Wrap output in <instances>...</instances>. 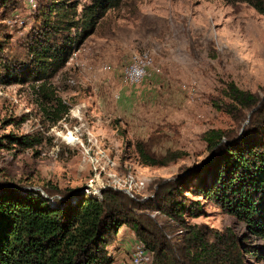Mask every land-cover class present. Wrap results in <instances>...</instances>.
<instances>
[{
    "label": "rangeland",
    "instance_id": "1",
    "mask_svg": "<svg viewBox=\"0 0 264 264\" xmlns=\"http://www.w3.org/2000/svg\"><path fill=\"white\" fill-rule=\"evenodd\" d=\"M51 1L58 0H0V60L12 73L31 65V37L45 34L44 13ZM64 1L74 3L68 19L78 21L96 0ZM58 17L53 15V23ZM81 31L74 27L70 33ZM77 40L68 62L45 80L17 82L8 79L12 73L0 75L3 186L73 189L102 197V187L109 185L137 193L142 203L154 195L155 182L180 179L202 164L209 155L205 131L235 127L214 104L221 103L229 83L264 88V14L248 3L124 0ZM144 53L151 61L146 77L138 84L126 82L124 70ZM9 135L42 141L26 148L10 143ZM138 140L157 157L173 153L178 158L164 166L147 165L136 150ZM187 195L203 204V213L186 216L187 221L218 230L232 227L246 244L263 243L214 202ZM139 241L123 225L108 247L113 263L134 264ZM247 260L264 264L252 254ZM143 264H154L153 254Z\"/></svg>",
    "mask_w": 264,
    "mask_h": 264
},
{
    "label": "trees",
    "instance_id": "2",
    "mask_svg": "<svg viewBox=\"0 0 264 264\" xmlns=\"http://www.w3.org/2000/svg\"><path fill=\"white\" fill-rule=\"evenodd\" d=\"M123 1L96 0L78 21L68 19L75 10L73 2L51 1L43 19L46 35L38 32L31 37V65L12 73L10 64L0 60V75L12 73L8 79L17 82L53 76L75 51L77 38L93 31L98 20ZM225 1L248 3L264 14V0ZM53 15L63 18L53 23ZM74 27L82 31L73 36ZM3 34L0 27V51ZM58 34L61 42L51 43ZM220 99L215 106L231 116L235 127L205 131L202 137L209 155L202 164L180 179L155 182L154 195L142 203L137 193L130 195L109 185L97 197L73 189L0 183V264H112L114 257L108 247L123 225L130 226L145 243L154 264H249L247 254L263 261L264 88L245 90L231 82ZM7 139L26 148L42 141L29 135H9ZM135 147L147 165L164 166L178 158L173 153L157 157L144 140L136 141ZM187 193L203 196L237 217L248 234L263 243L246 244L232 227L218 230L187 221L186 216L203 213L202 202Z\"/></svg>",
    "mask_w": 264,
    "mask_h": 264
},
{
    "label": "built area",
    "instance_id": "3",
    "mask_svg": "<svg viewBox=\"0 0 264 264\" xmlns=\"http://www.w3.org/2000/svg\"><path fill=\"white\" fill-rule=\"evenodd\" d=\"M136 56H140V55L138 54ZM142 77H143L142 66H140L139 68L133 69V74H126L124 79L126 82L130 84H138L141 82ZM136 244H138L139 261L151 262L152 253L147 249L145 243L139 241Z\"/></svg>",
    "mask_w": 264,
    "mask_h": 264
},
{
    "label": "bare ground",
    "instance_id": "4",
    "mask_svg": "<svg viewBox=\"0 0 264 264\" xmlns=\"http://www.w3.org/2000/svg\"><path fill=\"white\" fill-rule=\"evenodd\" d=\"M138 58L135 60V63L132 64L131 66H129L126 70H124V78L126 76V74H133V69L135 68H139L140 66H142V79L141 81L146 77L148 69L151 65V61L149 59L148 54L144 53L143 56H137ZM151 58V57H150ZM137 254V256H136ZM135 256L136 258L134 259V264H143V261H139V253H138V248H137V252H136Z\"/></svg>",
    "mask_w": 264,
    "mask_h": 264
}]
</instances>
